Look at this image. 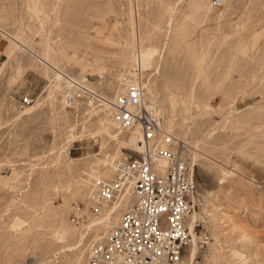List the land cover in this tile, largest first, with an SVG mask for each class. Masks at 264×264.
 <instances>
[{
    "label": "rangeland",
    "instance_id": "374dc122",
    "mask_svg": "<svg viewBox=\"0 0 264 264\" xmlns=\"http://www.w3.org/2000/svg\"><path fill=\"white\" fill-rule=\"evenodd\" d=\"M217 2L0 0V264H86L117 224L131 201L94 226L90 176L133 152L103 108L133 84L193 168L185 263L264 264V0ZM142 49L154 56L139 74ZM57 73L86 99L66 108Z\"/></svg>",
    "mask_w": 264,
    "mask_h": 264
},
{
    "label": "built area",
    "instance_id": "2783aa9c",
    "mask_svg": "<svg viewBox=\"0 0 264 264\" xmlns=\"http://www.w3.org/2000/svg\"><path fill=\"white\" fill-rule=\"evenodd\" d=\"M54 80L66 108L86 99L83 86L68 76ZM29 103L24 98L20 104ZM107 106L115 129L139 130L142 150L113 160L112 178L90 176L89 216L104 214L126 194L132 202L114 227L92 240L87 264H186L184 255L191 244L187 218L193 210L195 187L193 168L181 152L183 145L173 142L162 130L158 115L145 106L141 84L129 85ZM86 218L84 205L74 203L71 223L79 225Z\"/></svg>",
    "mask_w": 264,
    "mask_h": 264
},
{
    "label": "bare ground",
    "instance_id": "6f19581e",
    "mask_svg": "<svg viewBox=\"0 0 264 264\" xmlns=\"http://www.w3.org/2000/svg\"><path fill=\"white\" fill-rule=\"evenodd\" d=\"M217 4H218V2H217ZM17 48V47H16ZM27 50V49H26ZM137 57H136V59H135V61H134V71H137L139 74H144V73H146L147 71H148V68H149V63L151 62V60L153 59V56H154V53L151 51V50H145V49H142V50H139V53H138V55H136ZM37 57V56H36ZM39 59V58H38ZM41 60V59H40ZM50 66V65H49ZM62 75H64L63 73H57L56 74V78H60V76H62ZM66 76V75H65ZM70 78V77H69ZM71 79V78H70ZM73 80V79H72ZM74 81V80H73ZM58 86L60 87V85L58 84ZM145 88V87H144ZM96 99V98H95ZM152 99V98H151ZM146 100V99H145ZM152 101V100H151ZM107 105V104H106ZM145 106L148 108V109H153L154 110V112H155V114L156 115H158V117H159V114H160V110L159 109H157V108H153V107H151V106H147V104H146V102H145ZM108 107V106H107ZM107 107H103V108H107ZM113 124H111V126H112ZM160 126H161V124H160ZM114 127V126H113ZM115 129V128H114ZM117 132H118V134H116V135H114V141H118V143H120V144H123V145H125V148H122V150H126V151H133L134 153H137V155L141 152V150H142V147H141V145H140V132H139V130L138 129H135L134 131H132L133 133L132 134H130L129 135V137H126V138H124V139H119L118 138V136H119V134H129L128 132H125V131H121V130H117V129H115ZM165 132V131H164ZM131 133V132H130ZM171 137H172V140H173V142H177L175 139H174V137L172 136V135H170ZM178 143L180 144V145H183V149H184V144L181 142V141H178ZM183 149H181V152H182V150ZM112 175H113V171H112ZM112 175H111V177H109V176H107V177H105V178H112ZM129 200L132 202V198H131V196L129 195V194H126L125 196H124V198L121 200V202L119 203V204H114L115 206L114 207H112L111 206V208H108V210L105 212V214H103V215H101V216H99L98 217V222H96L95 224H94V226L95 225H103V224H105V226L106 227H108V225H109V223H110V220H111V218H112V216H113V214L114 213H116V211L119 209V207L121 206V205H123L124 203H126V202H129ZM193 203H194V199H193ZM130 205V203L129 204H127V207ZM127 207H126V209H127ZM125 209V210H126ZM124 210V211H125ZM123 211V212H124ZM194 206H193V210H192V212L188 215V218H187V226H188V228H189V232H190V235H191V239H192V247H191V254H190V257H189V260H190V262L191 263H193V260H194V257H195V255H196V253H197V245H196V235L194 234V231H193V227L192 226H189V224H188V221H189V219H190V217H191V219H192V222H194L195 221V218H196V216H195V214H193L194 213ZM225 211H227L226 209H225ZM224 217L226 218V219H230L231 217L229 216V215H227L226 213H224ZM118 223V222H117ZM115 226V225H114ZM113 226V227H114ZM112 228V227H111ZM110 229V228H109ZM107 232V231H106ZM105 232V233H106ZM104 233V234H105ZM101 236H103V234L101 235ZM100 236V237H101ZM99 237V238H100ZM98 239V238H97ZM88 250H89V248H88ZM88 250H87V252H88ZM235 253V252H234ZM236 254V253H235ZM239 254V253H238ZM238 254H236V255H238ZM238 257H239V255H238ZM85 259H86V264H87V256L85 257Z\"/></svg>",
    "mask_w": 264,
    "mask_h": 264
},
{
    "label": "crops",
    "instance_id": "0c3cea01",
    "mask_svg": "<svg viewBox=\"0 0 264 264\" xmlns=\"http://www.w3.org/2000/svg\"><path fill=\"white\" fill-rule=\"evenodd\" d=\"M4 57H6V55H5L4 53H1V54H0V63H1V61L3 60Z\"/></svg>",
    "mask_w": 264,
    "mask_h": 264
}]
</instances>
